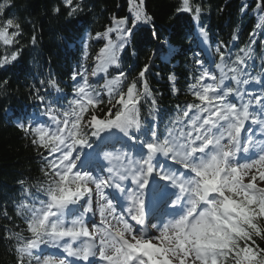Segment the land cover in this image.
Listing matches in <instances>:
<instances>
[{"label": "snow or ice", "instance_id": "snow-or-ice-1", "mask_svg": "<svg viewBox=\"0 0 264 264\" xmlns=\"http://www.w3.org/2000/svg\"><path fill=\"white\" fill-rule=\"evenodd\" d=\"M128 4L129 15H113L84 40L85 61L89 40L104 46L90 73L83 63L72 71L71 92L51 71L27 85L32 111L15 126L40 159V176L17 181L13 215L7 203L0 213L9 222L0 225V241L13 264H264V58L250 71L264 0L253 10L251 42L234 58L224 41L208 67L193 52V100L163 117L147 79L153 57L131 79L122 63L135 30L154 28L145 0ZM11 7L0 0V17ZM85 8L84 0H60L52 13L63 9L71 21ZM247 9L241 6L242 16ZM182 13L207 44L203 5L177 0L175 14ZM27 22L0 19V69L20 61ZM32 33L35 48L34 26ZM238 39L236 30L231 42ZM168 79L175 84L174 73ZM8 86L0 82V91Z\"/></svg>", "mask_w": 264, "mask_h": 264}, {"label": "trees", "instance_id": "trees-1", "mask_svg": "<svg viewBox=\"0 0 264 264\" xmlns=\"http://www.w3.org/2000/svg\"><path fill=\"white\" fill-rule=\"evenodd\" d=\"M85 11L73 20L66 18V11L62 9L59 15L52 13V8L59 5L60 0H12L13 7L0 19L13 14L19 16L24 25L25 36L21 37V44L25 50L18 63L7 69H0V82L7 80L9 86L0 91V213L7 203L9 215H13L12 198L17 196L20 189L17 181L28 179L35 183L40 176V159L37 158L29 139L15 126L17 118L24 117L32 111V102L27 85L38 83L40 79H47L51 71L61 83V88L71 92L72 81L70 75L78 64H85L89 73L94 66V57L104 41L89 40L88 59L84 60V40L102 32L113 15L126 16L128 0H84ZM146 9L154 18L153 25H141L132 37L127 52L122 53V63L125 68L131 66L129 79L136 76L140 68L149 63L152 56L151 68L147 79L150 87L155 91L161 115H175L177 104L191 102L193 97L188 91L190 73L197 72L193 63V52H200L206 59L205 66L215 57V47L219 41H224L226 52L231 49L233 58L239 49L251 42L249 33L258 22L254 13L257 0H195L204 7L201 17L209 32V41L202 43L196 33L194 22L189 14H175L177 0H145ZM243 4L248 5L247 13L241 15L239 9ZM223 9V11H221ZM35 34L38 42L35 48L29 44V38ZM239 30V39L233 44L231 37ZM155 31V35L153 32ZM189 37L191 40L189 41ZM115 39V35L112 36ZM167 41L163 43L162 41ZM264 29L257 30L255 37V60L250 71L255 74L259 70L261 58H264ZM3 49L0 48V52ZM214 69V65H212ZM159 75H156V74ZM174 73L175 84H171L168 77ZM218 75V73H217ZM103 82L102 80L100 81ZM256 85H250L255 88ZM173 88L177 94H173ZM106 107V106H105ZM145 113L147 109H144ZM163 130V124H161ZM8 221L0 215V225H8ZM15 223L22 226V221ZM0 229V235H2ZM8 245L0 241V264H13Z\"/></svg>", "mask_w": 264, "mask_h": 264}]
</instances>
